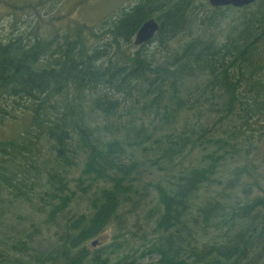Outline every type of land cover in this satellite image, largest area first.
Segmentation results:
<instances>
[{
	"label": "trees",
	"instance_id": "obj_1",
	"mask_svg": "<svg viewBox=\"0 0 264 264\" xmlns=\"http://www.w3.org/2000/svg\"><path fill=\"white\" fill-rule=\"evenodd\" d=\"M263 142L264 0L0 41V264H264Z\"/></svg>",
	"mask_w": 264,
	"mask_h": 264
},
{
	"label": "rangeland",
	"instance_id": "obj_2",
	"mask_svg": "<svg viewBox=\"0 0 264 264\" xmlns=\"http://www.w3.org/2000/svg\"><path fill=\"white\" fill-rule=\"evenodd\" d=\"M137 0H0V41H6L12 36L22 34L26 37H34L38 33L41 37L51 36L58 33V38L67 32H75V28L83 27V30L90 27L97 33L99 29L107 25L109 20L124 6L132 5ZM107 22V23H106ZM25 33V34H23ZM27 33V34H26ZM216 33V32H215ZM227 33V27L224 26L222 36ZM32 34V35H31ZM217 34V33H216ZM219 35V34H218ZM255 163L262 164L264 161V142L261 145V154L255 156ZM261 172L264 174V164L261 167ZM80 206L76 212L81 213L87 210L85 202H80ZM19 210V209H18ZM21 219L27 217L30 213L27 209L20 211ZM127 223L133 226L134 217H127ZM36 227H39L37 225ZM33 225L28 227L34 232L36 229ZM58 229L54 226H49L46 229L47 234L40 235L46 241L43 246L39 243V247L47 248L51 246L55 231ZM114 228L106 229L94 240L99 242L95 247L105 246L109 244L113 237ZM46 231H44L46 233ZM130 236L133 245L136 246L139 241H135V236ZM49 246H48V245ZM93 246L88 242V249ZM145 264L152 263L154 260L145 259Z\"/></svg>",
	"mask_w": 264,
	"mask_h": 264
},
{
	"label": "water",
	"instance_id": "obj_3",
	"mask_svg": "<svg viewBox=\"0 0 264 264\" xmlns=\"http://www.w3.org/2000/svg\"><path fill=\"white\" fill-rule=\"evenodd\" d=\"M208 3L213 7L219 6H234V7H243L249 4L254 3L257 0H207ZM160 28V24L156 19L150 18L146 20L142 26L139 28L138 32L135 35L134 43L136 45H141L151 39H153ZM98 240L92 242L96 246Z\"/></svg>",
	"mask_w": 264,
	"mask_h": 264
},
{
	"label": "bare ground",
	"instance_id": "obj_4",
	"mask_svg": "<svg viewBox=\"0 0 264 264\" xmlns=\"http://www.w3.org/2000/svg\"><path fill=\"white\" fill-rule=\"evenodd\" d=\"M93 242V241H92Z\"/></svg>",
	"mask_w": 264,
	"mask_h": 264
}]
</instances>
